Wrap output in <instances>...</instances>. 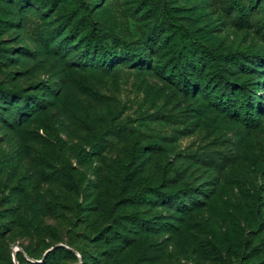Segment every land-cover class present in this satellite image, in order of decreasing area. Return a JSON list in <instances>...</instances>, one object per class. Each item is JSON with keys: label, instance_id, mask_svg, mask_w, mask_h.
<instances>
[{"label": "rangeland", "instance_id": "374dc122", "mask_svg": "<svg viewBox=\"0 0 264 264\" xmlns=\"http://www.w3.org/2000/svg\"><path fill=\"white\" fill-rule=\"evenodd\" d=\"M23 1L0 0V86L44 104L0 100V264H264V0ZM193 42L248 57L216 65L254 122L211 100Z\"/></svg>", "mask_w": 264, "mask_h": 264}, {"label": "trees", "instance_id": "16d2710c", "mask_svg": "<svg viewBox=\"0 0 264 264\" xmlns=\"http://www.w3.org/2000/svg\"><path fill=\"white\" fill-rule=\"evenodd\" d=\"M15 1L17 4H20V5H22L23 4L22 2H24L23 0H15ZM57 2L58 0H38L37 4L42 10L46 9V11L49 13L50 11H53L55 9ZM168 19H169L170 27L172 28L173 33L175 34L176 44L180 48H183V36L185 35L186 30L178 26L177 24H175L172 16H169ZM96 43H94L93 38L88 39V41H86L85 45L83 46L84 53L86 55L88 54L95 55V49L97 47ZM192 44L195 47L196 52L201 54L200 59H204L206 62L211 63V67L213 68H212V71L210 72V75L213 77V79L216 80L215 86L222 93L221 97H218L216 95H212V92L210 91L209 96L211 100L215 102L217 105L220 104L222 108H224L225 110L229 112L235 111L236 114H238L243 121H246V122L253 121L254 122L256 120L254 117V112H256L259 108L257 107L254 110L252 107H250V103H251L250 101H252V98L251 96H248V95H247V99L243 100L236 106L233 102V99L228 94V91L232 88H230L228 82L224 80L223 77H220L218 75L219 73L217 71V65H216L217 61L219 60H226V59H231V58L235 59L236 65H242L241 57H244V58H248V57L240 53H234V54L227 53L224 55H214L210 53V51L206 47L196 42H193ZM6 51L9 52V51H12V49L9 48ZM101 58H104V65L107 66L108 63H107L106 55H104V57H101ZM141 59L142 57L140 56V54L134 53V56H133L134 63L136 64L140 63ZM184 60L190 62L188 57L185 58ZM188 67H189V64H186V62H183L182 65L176 64L175 67L172 66L170 69L167 68V70L171 74V76L174 77L177 83L182 84V86L186 90H194V85H192L187 78L188 77V72H187ZM212 77L210 78L212 79ZM0 100L2 103L8 104V105H12L13 103L22 101L21 104H17L15 106L16 112L18 115H24L25 113L32 111L31 108L28 106V102L30 100L33 101L35 106H41L42 104H44V100L41 96H30V95L24 94V92H11L9 90L2 88L1 86H0ZM148 147L152 149H158L157 145L151 144ZM62 176L64 178L65 183L69 187H71L72 189L75 188V182H74L73 176L69 168L62 169ZM183 191H184V196L186 197L185 198L186 202H188L189 204L195 205L196 203L195 202L196 197L194 196L195 188H190L187 186L186 189H184ZM150 192L153 193L152 195L157 197V199H159L161 203L166 204L171 209H176V208L178 209L179 202L181 201L179 192L163 193L159 191L158 188H153ZM131 242H134V239L128 236V240L126 244H129ZM55 254L56 255L57 254L67 255V251L63 249L62 247H58L56 248L55 252L53 253L51 252L50 255L53 256ZM83 259L86 264H88L89 262L92 263V260L89 258H83ZM96 264H99V262L97 261Z\"/></svg>", "mask_w": 264, "mask_h": 264}]
</instances>
